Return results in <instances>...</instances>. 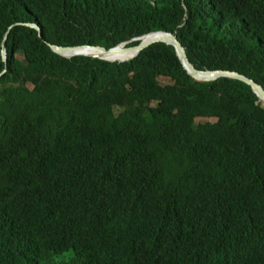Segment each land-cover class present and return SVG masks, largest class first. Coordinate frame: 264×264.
Segmentation results:
<instances>
[{"label":"trees","instance_id":"1","mask_svg":"<svg viewBox=\"0 0 264 264\" xmlns=\"http://www.w3.org/2000/svg\"><path fill=\"white\" fill-rule=\"evenodd\" d=\"M154 32L264 88V0H0V264H264L252 88L163 43L122 64L49 47Z\"/></svg>","mask_w":264,"mask_h":264},{"label":"water","instance_id":"2","mask_svg":"<svg viewBox=\"0 0 264 264\" xmlns=\"http://www.w3.org/2000/svg\"><path fill=\"white\" fill-rule=\"evenodd\" d=\"M24 25L36 30L38 32V37L40 38L42 37L41 30L37 27V25L31 23H27ZM134 41L140 42L139 45L135 47L126 48L128 43ZM157 43H163V45L173 47L184 69L187 71L188 75H190L195 81L201 83H210L218 80L219 78H230V79L239 80L249 85L252 88L253 92L260 98V100L264 104V88L260 86L258 83H256L254 80L248 78L247 76L242 75L238 72H227V71L202 72L196 70L195 67L190 63L186 51L179 42L177 36L172 33L154 32L139 38L132 39L128 42L120 43L119 46L111 50H105L104 48L92 47V46H84L77 48H61V47L49 45V47L53 53L69 60L76 57H87V58L98 59L108 63L122 64L137 59L144 51H146L147 49H149L154 45H157ZM93 51H97L102 55H110L114 52H119L120 54L127 55L129 57V60L114 61V60H109L107 58L104 59L99 56H91L90 54L87 53ZM3 61L7 62V55L5 50H3ZM1 76L2 75H0V77Z\"/></svg>","mask_w":264,"mask_h":264},{"label":"bare ground","instance_id":"3","mask_svg":"<svg viewBox=\"0 0 264 264\" xmlns=\"http://www.w3.org/2000/svg\"><path fill=\"white\" fill-rule=\"evenodd\" d=\"M88 54H90L91 56H99L102 57L104 59H109V60H114V61H126L129 60V57L125 54H120L119 52H114L110 55H102L97 51H93V52H87Z\"/></svg>","mask_w":264,"mask_h":264},{"label":"rangeland","instance_id":"4","mask_svg":"<svg viewBox=\"0 0 264 264\" xmlns=\"http://www.w3.org/2000/svg\"><path fill=\"white\" fill-rule=\"evenodd\" d=\"M103 58V56H102ZM158 81L160 82V84L164 85V84H168V83H171V81H169L167 78H163V77H159L158 78ZM203 121H211V122H214L215 120L214 119H211V120H207V119H201V120H198V122H203Z\"/></svg>","mask_w":264,"mask_h":264}]
</instances>
